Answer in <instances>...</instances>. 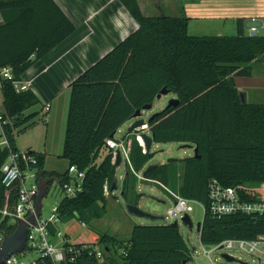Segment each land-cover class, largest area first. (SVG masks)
Here are the masks:
<instances>
[{"label": "trees", "instance_id": "1", "mask_svg": "<svg viewBox=\"0 0 264 264\" xmlns=\"http://www.w3.org/2000/svg\"><path fill=\"white\" fill-rule=\"evenodd\" d=\"M118 1L137 28L69 84L60 157L84 171V178L81 192L59 202L61 220L77 219L87 225L105 215L106 190L116 178L105 141L165 88L178 102L154 113L148 122L154 143L190 144L197 147L198 157L159 163L147 176L176 186L179 195L204 206L203 245L264 234V214L212 215L207 194L209 181L215 179L223 186L238 187L242 197L253 201L257 194H249L244 186L264 183V103L242 104L234 81L237 76H251L256 66L264 64V34L248 35L246 19H238L234 35H191L188 17L144 15L138 0ZM0 15V68L9 67L13 80L21 79L35 61L75 30L54 0H0ZM1 91L6 122L0 137H6L8 147L0 148V168L10 152H20L16 137L37 115L25 111L38 103L31 90L16 92L12 80H3ZM131 141L130 161L140 171L148 163V154L134 137ZM101 150L105 152L98 161ZM24 152L35 160L30 167L37 170L39 180L47 181V188L53 179L60 184L66 181V171L44 168L45 153ZM176 162L183 170L170 177L169 168ZM1 176L0 171V190L10 193L1 186ZM134 178L128 173L122 179L125 198ZM92 240L110 252H103L101 262L83 256L75 264H113L117 258L120 264L191 260L190 247L172 223L134 224L128 239L95 232Z\"/></svg>", "mask_w": 264, "mask_h": 264}, {"label": "built area", "instance_id": "2", "mask_svg": "<svg viewBox=\"0 0 264 264\" xmlns=\"http://www.w3.org/2000/svg\"><path fill=\"white\" fill-rule=\"evenodd\" d=\"M244 27L248 35L264 34V17L252 16L245 21ZM3 80H12L16 92L28 91L31 87L29 80H13L9 67L0 68V91ZM48 109L49 105L46 104L44 110ZM5 122L4 111L0 107L1 133L2 125ZM142 133L150 134L147 121H144L131 133L145 153ZM105 145L112 154V163L115 164L117 152H119L121 164L126 165L125 173L127 171L133 174L142 182L156 184L170 195L172 198V206L168 210L170 219L179 224L182 222L183 216H189L190 212L193 211L192 203L195 202L194 200L182 197L159 179L147 175L143 176L142 172L147 164L140 171L134 169L129 157L130 142H127L123 136L116 138L114 134L113 137L106 139ZM3 147H8V140L4 135L0 137V148ZM30 163H35V160L26 155L25 152H10L0 168L1 186L10 193L15 191V195L14 193L11 195L7 191L2 192L0 190V246L5 237L13 234L9 233L11 226L13 229L20 227V220L33 216L36 224L27 225L22 250L10 253L2 264H75L76 260L82 259L83 256L95 258L97 262H101L103 252L107 251L103 246L101 247L94 240L70 242L67 234L61 232L60 225L63 221L58 213V205L51 209L47 218L42 216V199L38 202L41 180L38 178L37 170L30 167ZM22 165L23 167H21ZM66 175V181L60 184L62 194L64 197H75L82 191L84 171L77 169L75 165H69ZM121 178L123 179L124 175ZM244 187L248 189L249 194H257L258 197L253 201L246 200L241 196L238 187L223 186L217 180L211 179L207 191L210 214L217 216L238 212L264 214V183L254 187ZM45 192L47 193V191ZM106 195H109V190H106ZM165 218L167 217H164V220ZM81 224L86 225L84 222ZM197 240L200 242V231L197 232ZM200 244L202 256L208 261L206 264H264V234H260L251 240L232 238L209 246L203 245L201 242ZM190 249L192 258L195 249ZM233 251L243 252L247 258L235 256L232 254ZM217 254L218 257L215 258ZM25 255L32 256L25 257ZM212 255L214 256L212 257ZM224 255H228L232 259L229 260Z\"/></svg>", "mask_w": 264, "mask_h": 264}, {"label": "crops", "instance_id": "3", "mask_svg": "<svg viewBox=\"0 0 264 264\" xmlns=\"http://www.w3.org/2000/svg\"><path fill=\"white\" fill-rule=\"evenodd\" d=\"M54 1L74 23L75 30L35 61L22 74L21 79L31 82L30 90L38 99V103L27 109L25 114H37L34 120L47 114L48 127L53 120L62 122L60 123V130L62 129L63 134L62 146L55 151L52 146L48 148L47 144L44 143L42 150H36L32 143L22 146L19 144L18 140L23 131L16 137V145L20 152L27 149L43 152L45 153V161L49 155L60 156L62 153L70 97L69 84L88 66L96 62L137 28V23L118 0ZM138 3L144 15L188 17V30L191 26L193 27L192 35L209 34L203 33L206 31H197L199 23L217 27L214 31L216 33L209 35H223L224 30L229 32L237 30L238 19L247 20L252 16L264 17V0H138ZM0 23H2L1 15ZM234 81L239 91L246 92L247 102L264 103L249 99V91H258L264 96V64L256 66L251 76H237L234 77ZM168 94H170V98L176 97L171 93ZM162 96L157 101L155 98L150 110L154 107L160 109L163 107ZM46 104L49 105L48 110H44ZM1 106L2 91H0ZM130 122L131 120L127 123ZM24 147L26 148L24 149ZM40 183V193L44 195L45 191H48L47 181L41 180ZM246 186L252 187L251 185Z\"/></svg>", "mask_w": 264, "mask_h": 264}, {"label": "rangeland", "instance_id": "4", "mask_svg": "<svg viewBox=\"0 0 264 264\" xmlns=\"http://www.w3.org/2000/svg\"><path fill=\"white\" fill-rule=\"evenodd\" d=\"M217 27L211 25H205L203 23H199L197 25V31H206L203 33H216L214 32ZM193 27L189 28V34L193 31ZM224 35H234L237 33V30H233L229 32L228 30H224ZM206 34V35H209ZM192 35V34H191ZM170 94L162 96L164 105L161 109L166 107L168 101L170 100ZM249 99L257 100L264 102L263 94L258 91L252 92L249 91ZM157 101V99H156ZM160 108H153L148 111L145 110L141 114V118L144 121H147L148 118L161 110ZM47 115V114H46ZM46 115L41 118H36L34 123L27 126L26 130L23 131L20 135V139L18 140L20 145H26L28 143H32L33 147H36V150H42L43 144L46 143L48 148L51 146L55 149H60L62 146V129L60 130V123L56 120L51 121L49 123V127L47 126ZM59 125V126H58ZM62 125V124H61ZM129 123H125L122 125L118 131L115 133L116 138H120L126 135L127 128ZM1 133V129H0ZM127 142H132L133 135L128 134ZM26 147H24L25 149ZM26 151V150H25ZM104 150H101L100 157L104 155ZM150 152L153 153V157L148 160L147 164L154 163H165L169 158L173 159H183L188 156L193 155V149L189 147L187 144L171 142V143H152L150 147ZM61 153V152H60ZM59 155V154H58ZM181 163H175L170 166L169 174L170 177H176L177 174H180L182 169ZM68 167V161L56 154L47 156V160L45 161V168L52 169L59 172H64ZM125 175V166L124 164H120L116 168V179L118 188L112 192L110 195H106L105 208L106 213L102 218L92 219L91 222L85 226L81 224L77 219H73L68 222H63L60 225V230L62 233H66L70 242H89L92 240V235L95 232H103L108 233L110 235H115L119 239H128L130 236V229L133 224H162V223H173L174 220L168 217V210L172 206V198L170 195L164 191L162 188L157 186L156 184H148L138 180L136 177L134 179H130V188L128 190V196L125 198L122 194V176ZM169 188L172 191H176V186L169 184ZM140 197L138 198V196ZM64 198L61 190L60 183L58 180L53 179L51 181L50 187L46 194L42 196V216L47 218L51 213V209L54 206H57L59 202ZM139 199V206L147 211L155 213L157 215H161L165 218V220H157L150 221L145 218H140L134 215H131L126 210L127 202H134L136 199ZM193 211L190 212L189 217L192 221V228L186 226L183 222L178 224L180 234L183 239L187 243L190 248H194L195 252L193 257L187 264H206L208 261L206 258L202 256V248L200 242L197 240V232L195 230V226L198 222L202 221L204 215V208L202 204L198 202H193ZM112 250V249H111ZM113 251V250H112ZM111 251V254H112ZM110 252V251H109ZM108 251L106 253H109ZM232 254L238 256L240 258L246 259L247 255L240 251H233ZM32 255H25V257H29ZM214 255H212L213 257ZM218 257V254L215 255V258ZM120 260L117 258L113 263L120 264Z\"/></svg>", "mask_w": 264, "mask_h": 264}, {"label": "water", "instance_id": "5", "mask_svg": "<svg viewBox=\"0 0 264 264\" xmlns=\"http://www.w3.org/2000/svg\"><path fill=\"white\" fill-rule=\"evenodd\" d=\"M169 92L163 88L156 96V99H159L162 95H167ZM239 99L242 104L247 103L246 99V92L244 91H239L238 92ZM178 102V99L175 98H170L168 101L167 106L174 105ZM152 108V103L144 105L141 109L137 110L134 115L131 117V122L129 123V126L127 128L128 133H133L139 126H141L144 123V120L141 118V114L145 110H150ZM154 114H152L148 120L147 123L150 121L151 117ZM129 120V121H130ZM114 134H112L113 136ZM143 143H144V148H145V153L148 154V160L153 157V153L150 152V147L151 144L154 143L153 136L152 134H147V133H142L141 134ZM189 147H193V145L188 144ZM193 156L198 157V150L197 147H193ZM173 158H169L167 161H171ZM121 164L120 160V155L119 152H117L116 156V162L115 166L118 167ZM159 163H154V164H147L146 168L143 170L142 174L143 176H146L148 173H150L153 169H155L158 166ZM126 166V165H125ZM126 176L128 172L126 171ZM118 188L117 184V179L115 178L109 188V194L111 195L114 190ZM122 194V193H121ZM42 194L40 193L38 196V202L42 199ZM140 195L138 196V198ZM136 199L134 202H127L126 203V210L129 214L140 217V218H145L150 221H157V220H164V217L161 215H157L155 213H152L150 211L144 210L139 206V199ZM182 222L187 225L189 228L192 227V222L190 220V217L188 215L183 216ZM172 224L178 225L177 222H173ZM27 225H36L34 221V217H28L25 219L20 220V227L18 229H14L13 234L9 237H5L3 243L0 246V264L3 263L4 259L10 254V253H15L18 251H21L23 248L24 240H25V234H26V227ZM202 226V221L198 222L196 224V230L199 232L201 230ZM227 259L231 260L232 258L228 255H224ZM187 264V261L185 262Z\"/></svg>", "mask_w": 264, "mask_h": 264}]
</instances>
